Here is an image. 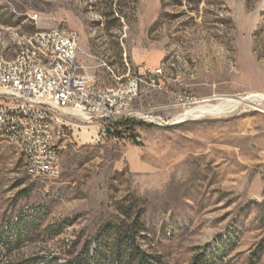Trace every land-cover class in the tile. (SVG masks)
<instances>
[{
    "label": "rangeland",
    "instance_id": "obj_1",
    "mask_svg": "<svg viewBox=\"0 0 264 264\" xmlns=\"http://www.w3.org/2000/svg\"><path fill=\"white\" fill-rule=\"evenodd\" d=\"M0 28L77 32L104 87L162 63L174 79L143 103L148 119L110 133L78 120L57 178L32 180L2 145L0 264H116L119 235L142 264H264V104L175 125L161 110L183 92L264 94V0H0Z\"/></svg>",
    "mask_w": 264,
    "mask_h": 264
},
{
    "label": "built area",
    "instance_id": "obj_2",
    "mask_svg": "<svg viewBox=\"0 0 264 264\" xmlns=\"http://www.w3.org/2000/svg\"><path fill=\"white\" fill-rule=\"evenodd\" d=\"M31 42L41 48L44 60L61 57L62 68L40 72L41 62L31 60L22 64V55L14 66L0 65V128H9L8 138L14 142L17 130H12V123L16 122V114L26 116V147L32 157V167L26 168L29 177L38 169L52 171L54 176L61 170L58 149H51L47 142L46 119L60 124L58 145L63 144L67 131L82 128L78 120L113 131L121 123L148 119L149 112L143 103L156 95L167 94L174 80L168 78L167 64L162 63L154 69H142L138 77L116 79L114 84L104 87L83 69L77 32L71 38H64L61 30H42L38 32V40ZM202 101L204 98L178 93L161 110L175 113L167 119L173 121ZM187 117L193 118V114ZM156 119L165 122L161 116Z\"/></svg>",
    "mask_w": 264,
    "mask_h": 264
},
{
    "label": "bare ground",
    "instance_id": "obj_3",
    "mask_svg": "<svg viewBox=\"0 0 264 264\" xmlns=\"http://www.w3.org/2000/svg\"><path fill=\"white\" fill-rule=\"evenodd\" d=\"M7 28V27H6ZM16 30V29H15ZM14 30V31H15ZM22 35V34H21ZM74 35V31L63 32L64 38H71ZM31 40H38V32L29 36H20L16 32H11L10 29L0 28V65L4 67H11L18 64L20 56L22 55V64H29L31 60L34 62H41L40 72L56 71L62 68L61 57L51 56L50 59L44 60L41 48H38L36 44ZM27 54V55H24ZM169 72V71H168ZM139 73L132 75H126L117 79H125L128 77H138ZM168 78L171 76L168 74ZM256 102L257 104H264V94H249L241 99L233 98H208L204 99L199 105L188 109L185 115L177 120H173L171 125L183 123L187 120L202 117L203 114L216 115L226 111L231 106L241 103ZM240 104V103H239ZM193 114L192 117H187ZM137 120V119H134ZM168 123V122H167ZM170 124V123H169ZM12 130L16 131V140L8 138L9 128H0V144L11 145L14 150L23 158L25 162V168L32 167V157L27 153V135L28 128L26 123V116L24 114H16V122L12 123ZM60 124L54 119H46V137L47 142L50 144L51 149H58V156H60V149L62 145H58L60 142ZM60 174V170L57 171V176L53 175L52 171L47 169H38V172L31 175V179L34 181H41L43 179L57 178ZM29 176V174H27Z\"/></svg>",
    "mask_w": 264,
    "mask_h": 264
},
{
    "label": "trees",
    "instance_id": "obj_4",
    "mask_svg": "<svg viewBox=\"0 0 264 264\" xmlns=\"http://www.w3.org/2000/svg\"><path fill=\"white\" fill-rule=\"evenodd\" d=\"M24 214L27 213L24 212ZM122 237L123 236L121 235L118 236V247L113 251L112 261L116 262V264H119V262L122 260L123 257L121 255L119 247L122 245V243L125 244L126 242L127 245H131V253L127 257V261L125 262V264H136L137 262L139 264H142L143 262H146L147 256L144 253H142L140 248L136 245L135 238H129V236L125 235L124 237H126V240L123 241ZM199 262H200L199 258H194L191 264H199Z\"/></svg>",
    "mask_w": 264,
    "mask_h": 264
},
{
    "label": "water",
    "instance_id": "obj_5",
    "mask_svg": "<svg viewBox=\"0 0 264 264\" xmlns=\"http://www.w3.org/2000/svg\"><path fill=\"white\" fill-rule=\"evenodd\" d=\"M106 132H107V133H110V129H106Z\"/></svg>",
    "mask_w": 264,
    "mask_h": 264
},
{
    "label": "crops",
    "instance_id": "obj_6",
    "mask_svg": "<svg viewBox=\"0 0 264 264\" xmlns=\"http://www.w3.org/2000/svg\"><path fill=\"white\" fill-rule=\"evenodd\" d=\"M3 144H0V149H3V146H2Z\"/></svg>",
    "mask_w": 264,
    "mask_h": 264
}]
</instances>
